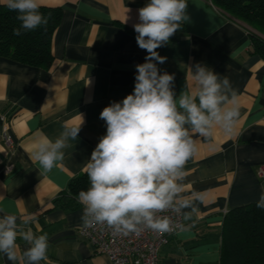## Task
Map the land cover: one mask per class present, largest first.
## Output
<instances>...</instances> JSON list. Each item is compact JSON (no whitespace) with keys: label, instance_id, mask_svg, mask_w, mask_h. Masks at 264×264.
I'll return each instance as SVG.
<instances>
[{"label":"crops","instance_id":"obj_1","mask_svg":"<svg viewBox=\"0 0 264 264\" xmlns=\"http://www.w3.org/2000/svg\"><path fill=\"white\" fill-rule=\"evenodd\" d=\"M149 0H41L60 7L53 32L51 67L41 69L0 57V217L30 219L36 235L46 233V261L40 264H111L79 234L83 205L54 206L73 177L86 170L106 133L99 118L111 102L131 94L135 65L145 62L133 25ZM0 4H4L0 0ZM188 20L158 48L167 57L160 73L174 75L177 96L193 87L191 69L202 64L226 75L236 91L239 118L232 134L217 127L211 137H194V156L185 165L184 194L203 195L191 219L160 250L162 264H219L225 214L257 202L264 191V60L251 51L247 27L211 0H187ZM127 19V20H126ZM126 21V22H125ZM83 123L64 159L44 172L30 153L38 139L55 140L65 125ZM3 134L10 137L8 145ZM11 164L6 172L5 166ZM185 211H190L186 209ZM18 253L29 245L17 239ZM0 264H13L0 253Z\"/></svg>","mask_w":264,"mask_h":264},{"label":"clouds","instance_id":"obj_2","mask_svg":"<svg viewBox=\"0 0 264 264\" xmlns=\"http://www.w3.org/2000/svg\"><path fill=\"white\" fill-rule=\"evenodd\" d=\"M3 3L20 21L14 35L48 22L40 12L41 0ZM186 9L187 0H149L138 10L139 22L133 28L138 47L147 55L144 63L135 65L133 92L99 114L106 133L86 165L90 186L78 193L85 226L106 225L125 236L140 235L145 229L164 234L173 230V220L162 213L171 211L189 220L197 211L195 202H203L198 192L184 194L185 165L197 151L194 137H211L217 127L232 134L240 113L237 93L226 75L221 79L198 63L190 68L193 87L186 83V90L177 96L174 75L160 73L157 63L163 64L167 57L156 49L188 20ZM82 123L65 125L55 140L38 139L30 158L45 173L51 171L63 161L69 141L78 138ZM256 207L264 209V191ZM17 221L12 214L0 217V253L13 264L46 261L47 234L36 235L30 219ZM18 237L29 245L22 253H18Z\"/></svg>","mask_w":264,"mask_h":264},{"label":"trees","instance_id":"obj_3","mask_svg":"<svg viewBox=\"0 0 264 264\" xmlns=\"http://www.w3.org/2000/svg\"><path fill=\"white\" fill-rule=\"evenodd\" d=\"M211 2L247 27L251 51L264 60V0ZM40 12L47 18V24L32 31L22 30V34L17 36L13 34V30L20 26L17 13L0 4V57L41 69L51 67V40L61 21L62 9L41 6ZM134 84L135 78L132 91ZM89 186L85 170L70 180L67 190L53 201L54 206L63 209L76 207L78 193ZM219 264H264V209L257 208L256 202L234 207L225 214Z\"/></svg>","mask_w":264,"mask_h":264},{"label":"built area","instance_id":"obj_4","mask_svg":"<svg viewBox=\"0 0 264 264\" xmlns=\"http://www.w3.org/2000/svg\"><path fill=\"white\" fill-rule=\"evenodd\" d=\"M3 140L8 145L11 143L10 137L6 134H3ZM4 169L6 172L10 171L11 164H7ZM258 175H264L263 168L259 169ZM161 215L171 217L172 231L159 234L145 229L140 235L125 236L116 234L106 225L88 227L82 222L79 234L90 243L96 254L104 255L111 264H162L160 250L183 227V216L171 211Z\"/></svg>","mask_w":264,"mask_h":264},{"label":"rangeland","instance_id":"obj_5","mask_svg":"<svg viewBox=\"0 0 264 264\" xmlns=\"http://www.w3.org/2000/svg\"><path fill=\"white\" fill-rule=\"evenodd\" d=\"M262 38H264V37L262 36Z\"/></svg>","mask_w":264,"mask_h":264}]
</instances>
